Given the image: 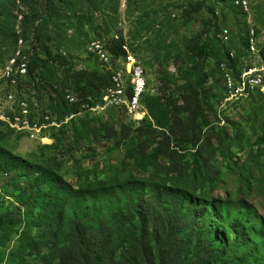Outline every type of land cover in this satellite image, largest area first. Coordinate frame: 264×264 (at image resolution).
I'll list each match as a JSON object with an SVG mask.
<instances>
[{"label":"rangeland","instance_id":"1","mask_svg":"<svg viewBox=\"0 0 264 264\" xmlns=\"http://www.w3.org/2000/svg\"><path fill=\"white\" fill-rule=\"evenodd\" d=\"M251 2L248 17L243 0H0V218L25 212L22 222L8 218L10 227L0 230V264H38L31 249L42 239L38 228L53 224L61 240L74 214L73 195L61 191L56 203L51 192L69 185L83 189L90 182L105 183L101 187L111 193L96 197L99 221L124 205L129 194L183 192L208 207L206 216L228 253L247 236L259 237L264 261V94L241 83L264 54V0ZM253 31L260 40L257 54H252ZM114 39H122L126 57L111 55L113 64L120 59L126 72L137 70L147 79V91L136 100L137 115L99 102L104 88L94 93L95 101H82L76 92L83 86L79 71L108 70L113 77L90 49L94 42L108 46ZM55 55L66 63L53 66ZM232 58L241 61L242 75L236 65L226 70ZM231 78H236L232 90ZM117 97H127V89L110 92V99ZM184 100H199L216 130L213 135L204 129L202 135L203 144L215 136L204 152L205 157L216 153L213 165L222 169L214 186L203 183L199 171L178 176L162 161L128 157L139 141L134 131L151 122L154 112L162 124L158 130L166 132ZM22 108L25 113L17 119ZM75 109L80 112L72 114ZM191 115L180 117L187 122ZM124 126L132 132H124ZM113 133L117 136L110 138ZM187 140L184 155L194 166L196 151ZM167 198L161 199L164 206ZM183 205L191 214L190 201ZM28 206L33 210L27 212ZM235 219L243 225L233 227Z\"/></svg>","mask_w":264,"mask_h":264},{"label":"trees","instance_id":"2","mask_svg":"<svg viewBox=\"0 0 264 264\" xmlns=\"http://www.w3.org/2000/svg\"><path fill=\"white\" fill-rule=\"evenodd\" d=\"M123 46L122 39H114L108 45V50L114 58L126 57L122 50ZM199 53L205 56L206 49L202 47ZM50 60L53 66L66 63L59 55ZM230 62L233 64L231 67L236 65L235 71L238 75L241 74L244 70L240 69L241 61L232 58ZM223 64L220 63L221 68ZM107 71L99 73L79 71L76 74L77 82L83 83L80 89H76L82 101L87 97L98 99L93 96L94 93L100 94L101 90L109 85L112 77V73ZM49 86L57 92L54 84ZM103 99L104 96H100L99 102ZM158 103L156 101L157 109L160 106ZM73 111L72 114L80 112L79 109ZM184 112L192 113L187 122L180 117ZM152 115L151 122L143 121L144 125H147L140 126L134 131L139 141L133 154L128 153V157H136L139 163L147 160L162 161L165 165H170L167 168L170 174L176 173L178 176H185L190 170L199 171L203 183L216 185L218 177L222 174V169L213 165L216 153L204 156L215 136H210L208 142L205 141L204 144L202 136L204 129L209 128L213 135L216 130L199 100L196 102L184 100L177 109L175 120L171 119L166 132L158 130L162 124L158 122L154 112ZM200 118L202 123H198ZM104 126L107 127V124ZM122 128L124 132L129 134L132 132L130 127ZM89 131L95 133L94 129L90 128ZM109 136L112 138L117 134ZM187 139H191V145L196 151L194 166L184 155L189 144ZM45 181L42 179V184ZM105 185L101 182H90L86 188L74 189L64 184L67 187H60L51 192L56 203L62 201L59 196L61 191L73 195L74 214L67 235L65 234L61 240L55 237L58 227L53 224H42L38 228V234L42 239L31 245L33 253L39 257L38 264H264V261L259 259L261 255L259 245L263 239L247 236L234 245V253H228L226 242L220 241L214 234L212 217L206 216L207 213L211 214L208 207L202 205L198 198L189 199L187 193L164 190L162 193L137 198L129 194L124 205L115 207L106 215L105 220L99 221L97 216L100 218V215L93 204L99 194L104 198L111 196L107 189L101 187ZM27 190L28 187L25 188V191ZM165 195L168 197L167 206H164L161 200ZM185 201H190V207L193 209L191 214L185 212L183 205ZM26 210L30 212L33 208L28 206ZM24 216L25 212L18 209L10 217H1L0 230L5 232L8 230L10 227L8 218L17 223L22 222ZM232 223L235 228H238L239 224L243 225V221L238 222L237 219ZM240 247L243 252H240Z\"/></svg>","mask_w":264,"mask_h":264},{"label":"built area","instance_id":"3","mask_svg":"<svg viewBox=\"0 0 264 264\" xmlns=\"http://www.w3.org/2000/svg\"><path fill=\"white\" fill-rule=\"evenodd\" d=\"M222 4H229V2H233V0H219ZM251 0H243V4H246L247 7V14L248 17H250V5ZM229 36V34H228ZM228 39V38H227ZM252 41V53H258L257 52V45L259 40V35H254L251 39ZM91 52H98L100 54V63L102 64V67L104 69H111L113 70V77L110 78V83L107 87L103 90L104 96V104L110 105V106H116V108L123 111V109H131L133 115H137V113H140L139 110L136 108V100H142V92L147 91V79L146 76L139 73L137 70H134V73H128L126 72V67H123V61H120L118 59L113 64V60L111 57L110 50H108V46L104 45V42H94L93 45H91ZM127 58L131 59L132 57L130 54H127ZM264 62V58H263ZM119 64V65H118ZM230 68L233 70V67H227L226 70ZM103 69V70H104ZM235 69V68H234ZM22 73L25 72L24 65L21 66ZM128 76H135V86L134 87H127L126 86V79ZM232 79L231 78V90H232ZM256 87V82H254ZM116 88H126L127 89V97H117V99H110V92H115ZM256 90L258 94H264V81H263V87H256ZM89 101H95V98H88ZM97 106L96 104L90 105V108H95ZM17 113V119H20V113L23 112V108L19 109V112ZM30 128V127H29Z\"/></svg>","mask_w":264,"mask_h":264},{"label":"bare ground","instance_id":"4","mask_svg":"<svg viewBox=\"0 0 264 264\" xmlns=\"http://www.w3.org/2000/svg\"><path fill=\"white\" fill-rule=\"evenodd\" d=\"M244 9L247 10L246 4H245ZM254 35H257L256 31L252 32V37ZM251 43H252V41H251ZM262 48H264V47H262ZM254 54H257V53H254ZM263 58H264V54L262 52L260 56L256 57L258 62L255 65H253L252 67H250V69L246 70L245 71L246 73L242 75V82H241V79H240V82L243 83L244 87L248 88V86H249V88H251L252 90H255V91H257L256 87H263V81H264V62H263ZM139 73L144 75L142 72H139ZM128 78H129V82H130V86L129 87H134L135 86V76H128L127 79ZM254 82H256V87H255V84H253ZM127 83H128V81H127ZM240 89H242V88L240 87Z\"/></svg>","mask_w":264,"mask_h":264}]
</instances>
